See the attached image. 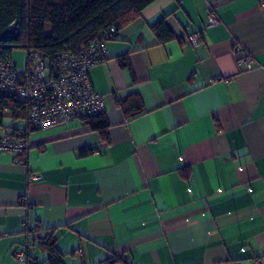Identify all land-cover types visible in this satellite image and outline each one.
Listing matches in <instances>:
<instances>
[{
  "label": "crops",
  "instance_id": "crops-1",
  "mask_svg": "<svg viewBox=\"0 0 264 264\" xmlns=\"http://www.w3.org/2000/svg\"><path fill=\"white\" fill-rule=\"evenodd\" d=\"M89 77L106 98L107 140L72 119L31 130L20 154L0 150V264H49V234L63 264H264L259 0H154Z\"/></svg>",
  "mask_w": 264,
  "mask_h": 264
},
{
  "label": "built area",
  "instance_id": "built-area-1",
  "mask_svg": "<svg viewBox=\"0 0 264 264\" xmlns=\"http://www.w3.org/2000/svg\"><path fill=\"white\" fill-rule=\"evenodd\" d=\"M264 7V0H259ZM215 12L208 13V25L216 24ZM116 28L103 30L94 41L82 46L77 53L60 51L48 60L38 50L27 48V65L19 73L10 56H0V150L20 154L29 147L28 135L33 129H41L72 119L90 118L104 115L106 98L96 92L91 84L89 70L103 60L106 42L114 38ZM187 43L197 46L200 43L197 32L185 35ZM238 64L245 69L252 68L253 57L236 46ZM6 98H15L25 107L24 126L10 127L3 119L11 113L4 104ZM15 162L20 159L15 158ZM40 179L41 174H33ZM35 237V234H31ZM18 257H22L18 254ZM81 264L84 262L81 257Z\"/></svg>",
  "mask_w": 264,
  "mask_h": 264
},
{
  "label": "trees",
  "instance_id": "trees-1",
  "mask_svg": "<svg viewBox=\"0 0 264 264\" xmlns=\"http://www.w3.org/2000/svg\"><path fill=\"white\" fill-rule=\"evenodd\" d=\"M154 0H0V56H10L14 47L38 50L49 61L60 51L77 53L111 26L118 30L139 16ZM158 42L171 39L172 33L161 20L152 26ZM114 36V37H115ZM118 62L128 66L126 56ZM27 65V62H26ZM120 106L126 109V103ZM11 109L12 119H23L25 107L15 98L4 102ZM92 130L107 140L108 122L104 115L82 118ZM15 128V127H13ZM84 149L81 153L86 154ZM39 246L47 251L49 264H63L52 234L40 239ZM121 258L112 256L102 264H114Z\"/></svg>",
  "mask_w": 264,
  "mask_h": 264
},
{
  "label": "rangeland",
  "instance_id": "rangeland-1",
  "mask_svg": "<svg viewBox=\"0 0 264 264\" xmlns=\"http://www.w3.org/2000/svg\"><path fill=\"white\" fill-rule=\"evenodd\" d=\"M12 61L16 65V69L19 73H22L26 69V62H27V51L23 47H14L11 53ZM11 114H7V117L3 119V124L5 126L10 127H23L24 120L23 119H12Z\"/></svg>",
  "mask_w": 264,
  "mask_h": 264
}]
</instances>
